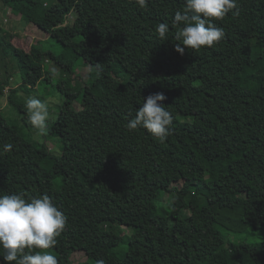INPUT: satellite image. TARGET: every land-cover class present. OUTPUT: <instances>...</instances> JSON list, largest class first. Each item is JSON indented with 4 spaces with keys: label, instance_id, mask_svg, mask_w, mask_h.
Wrapping results in <instances>:
<instances>
[{
    "label": "trees",
    "instance_id": "1",
    "mask_svg": "<svg viewBox=\"0 0 264 264\" xmlns=\"http://www.w3.org/2000/svg\"><path fill=\"white\" fill-rule=\"evenodd\" d=\"M0 2L48 34L28 51L0 23V96L31 130L27 95L64 96L41 140L0 108V149L13 145L0 151V195L47 193L64 212L67 226L50 249L58 264H264V242H234L221 230L264 232V0H237L238 15L214 21L225 37L183 55L173 19L185 0H147L143 9L135 0ZM80 66L90 69L86 80L74 77ZM160 92L174 117L163 144L126 127ZM166 194L174 196L163 202ZM118 226L130 233L117 242ZM76 250L88 261L74 263Z\"/></svg>",
    "mask_w": 264,
    "mask_h": 264
},
{
    "label": "clouds",
    "instance_id": "2",
    "mask_svg": "<svg viewBox=\"0 0 264 264\" xmlns=\"http://www.w3.org/2000/svg\"><path fill=\"white\" fill-rule=\"evenodd\" d=\"M135 3L142 9L147 7V0H135ZM229 13L239 14L237 0H185L184 10L177 11L173 19L175 40L180 41L176 43V51L183 55L185 48L198 52L219 43L225 32L214 21L223 20ZM155 32L159 39L168 40V24H158ZM166 99L162 92L143 99L127 129L130 132L144 129L157 142L165 143L174 120L162 103ZM25 107L35 134L46 135L50 119L48 102L28 96ZM12 148V144L6 143L0 151L10 152ZM67 222V216L47 193L30 199L23 193L0 195V256L8 264H58L50 249L57 244ZM96 264L105 261L100 259Z\"/></svg>",
    "mask_w": 264,
    "mask_h": 264
},
{
    "label": "rangeland",
    "instance_id": "3",
    "mask_svg": "<svg viewBox=\"0 0 264 264\" xmlns=\"http://www.w3.org/2000/svg\"><path fill=\"white\" fill-rule=\"evenodd\" d=\"M69 4H74L75 0H66ZM9 7L7 8L6 13L7 14H13L12 16L16 17L15 19H19V17H21L19 14H15V11H12L14 9H11V6L8 5ZM6 10V6H4L1 2H0V23L2 24V26L8 30L9 25L11 24L10 22H5V14L4 11ZM75 16L71 15V18L69 19L71 22L74 20ZM14 19V21H15ZM21 24H23L22 26L24 27L25 33L22 34L21 32H18V36H20V41L17 43H19L20 47L24 48L25 50H30L31 46H33V44L38 45L39 46V41L40 40H44L48 37V34L41 31L39 28H37V23L36 22H26L25 20L21 19ZM14 23V22H13ZM20 22H15L14 25L12 27L18 29ZM40 59L42 60L43 64L45 65L46 69H50L53 70L55 73V76L58 77L60 75V68H58L53 61L51 60H47L46 57L41 53L40 55ZM1 63H0V71H1ZM16 70V69H15ZM89 67L87 66H80L77 71L76 74L74 75L77 76L78 75V79L80 81H82V79L86 80L88 78V74H89ZM57 79V78H54ZM76 79L74 78V81ZM20 83V77H18V75L16 73L13 74V80H12V84L17 86ZM47 87L52 88L51 85H48ZM23 97H26L25 93L20 94ZM29 96V95H27ZM30 96H37L39 98L38 95H36L34 93L31 94ZM46 102H48L49 104V110H50V118L53 117L56 112H57V108H59V106L61 105V103L64 101V96L60 93V92H55L54 95H52V97H46L45 100ZM0 108L3 109L4 114L7 116V118L10 120V122L14 125V127L20 131V132H26L31 134V136L33 137V139L36 140H41L43 139V136L40 135H36L35 134V130H31L22 120L21 118V114L18 112V110H16V108L11 105L10 103H8V99L7 96H0ZM45 137V135H44ZM49 148L56 152L57 154L61 153V143L59 141V139L57 137H53V136H49L45 138ZM185 176H187L188 174V170L185 169ZM183 184V181H180L178 183H176V185L181 186ZM174 196V194H166L164 197V201L166 202L167 200L171 199ZM239 198V197H238ZM237 197H225L222 199L223 202H229L232 200H236L238 199ZM190 211L185 210V214H189ZM221 230L223 231V233L228 237V239H230L231 241L234 242H241V241H253V242H264V232L262 231H257L256 229H254L253 227L248 228V230L243 231V232H236L233 230H229L228 228H225L223 226H221ZM130 233V229L127 228L126 226H118L117 227V234L119 236V238H117V242L120 240L121 236H123L124 234H129ZM70 258L74 263H78L80 261H88V257L87 255L82 251V250H76V251H72L70 254Z\"/></svg>",
    "mask_w": 264,
    "mask_h": 264
},
{
    "label": "crops",
    "instance_id": "4",
    "mask_svg": "<svg viewBox=\"0 0 264 264\" xmlns=\"http://www.w3.org/2000/svg\"><path fill=\"white\" fill-rule=\"evenodd\" d=\"M8 7L9 6L6 5V10L3 13V14H5V18H6L5 19V22H10V21H13L14 23L15 22H20V25L19 26H16V27H19L18 29L12 27L14 25L13 22H10L11 24L8 27V31H10L11 33H13L15 35V38H13V43L15 45H17V46H20L19 43H17L18 40L20 41V36H18V32H21L22 34H24L26 29H24V27L22 26L23 24H21V21H20L22 19L21 17H19V19H15L16 17L12 16L13 14H7L6 13ZM11 9H13V8H11ZM12 11H14V10H12ZM15 14H17V13L15 12ZM14 19H15V21H14Z\"/></svg>",
    "mask_w": 264,
    "mask_h": 264
}]
</instances>
